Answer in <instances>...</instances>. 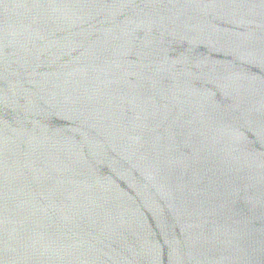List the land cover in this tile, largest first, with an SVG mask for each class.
<instances>
[{"label": "water", "instance_id": "1", "mask_svg": "<svg viewBox=\"0 0 264 264\" xmlns=\"http://www.w3.org/2000/svg\"><path fill=\"white\" fill-rule=\"evenodd\" d=\"M0 264H264V0H0Z\"/></svg>", "mask_w": 264, "mask_h": 264}]
</instances>
